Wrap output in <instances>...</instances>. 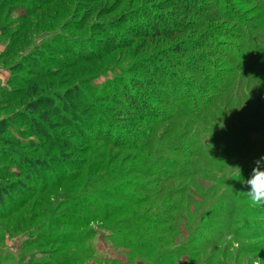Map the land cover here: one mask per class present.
I'll return each instance as SVG.
<instances>
[{"label":"rangeland","instance_id":"rangeland-1","mask_svg":"<svg viewBox=\"0 0 264 264\" xmlns=\"http://www.w3.org/2000/svg\"><path fill=\"white\" fill-rule=\"evenodd\" d=\"M189 1L183 0L182 4L191 6ZM214 1L218 6L210 9L209 2L213 0H194L210 10L215 20L206 19L209 21L206 23L199 17L187 16V21L194 20L199 27L187 29L191 28L187 26L185 32L197 40L204 31L202 38L210 42L206 47H213L216 53L220 50L226 56L231 55L224 50L226 47L239 46L232 40L236 36L249 45L245 58H252L251 61L259 58L260 52L254 50L257 47L264 50V15H259L264 0ZM171 7V0H0V119L15 116L6 136L19 139L23 152L42 158L47 164L39 178L28 183L27 194L14 191V199L0 208V264H166L161 250L168 254L174 249L180 255L175 253L174 259H167L168 264H192L181 250L184 253L189 249L186 238L196 222L192 211L200 210L197 204L183 205L177 219L159 226L162 230L168 226L172 230L152 234L150 238L154 241L125 233L123 225L132 213L129 210L114 213L108 205L114 200L108 198L110 193L106 194L105 190L109 187V192L115 190L123 197L126 190L137 191L130 184L147 183L138 172V168H147L144 163L149 153L143 150L146 139L136 135L139 140L133 142L142 144L137 149L130 145L112 147L99 140L96 136L103 135L91 128L96 127L97 111L114 118L111 121L100 116L101 122L109 127L122 132L128 126V117H124L118 100L124 96L123 90L118 86L124 84L126 76L131 78L132 67L138 61L143 63L146 55L174 41V38L153 39L130 34L128 27L133 31V27L149 22L146 14H158ZM181 14L176 16L177 20L182 19ZM127 16L128 27L121 24ZM256 18H260L262 28L247 40L242 25L250 29ZM215 26H220L217 33L221 35L214 34ZM112 38L118 39L114 45L109 43ZM206 49L204 53H208ZM36 52L40 68L32 65L22 68L26 56ZM215 52L210 53V60H217ZM166 62L169 67L178 65L189 78L190 73L180 68L184 64ZM220 62L217 63L220 69L225 68ZM190 78L200 84L196 77ZM236 82L243 85L242 94L247 97L239 108L241 115L250 122L264 120V81L251 83L244 74ZM33 87L43 95L64 93L67 89L82 91L88 106L95 108L79 137L73 135L67 124L51 129L52 135L70 142L71 149H65L66 142L56 147L48 145L47 140L37 147L31 143L30 138L36 140V137L21 112H27L24 102ZM227 107L235 112L228 119L238 126L229 131V138L233 140L237 131L244 130L249 123L239 118L232 104ZM251 137L250 146L262 151L259 158L264 156V130L254 128ZM20 161L16 153L11 157L0 156V166L9 172L16 170L12 176L20 174L17 171ZM259 166L264 167V161ZM200 182L204 189L212 185ZM248 188L244 182L239 184L237 193L247 200L240 201L233 211L231 235L215 247L207 246L194 264H264V205L251 201ZM207 238L214 241L217 236L212 234Z\"/></svg>","mask_w":264,"mask_h":264},{"label":"trees","instance_id":"trees-1","mask_svg":"<svg viewBox=\"0 0 264 264\" xmlns=\"http://www.w3.org/2000/svg\"><path fill=\"white\" fill-rule=\"evenodd\" d=\"M182 1L171 0L173 8L165 9V12L160 10L158 14H146L149 22L133 27V31L125 24L131 14L121 21L122 25L128 27L127 31L130 34L135 33L140 37L153 39L174 38V41L166 48L146 55L143 63L138 61L132 67L131 78L126 76L124 84L118 86L123 90L124 96L118 100L124 117H128V126L122 132L119 128L109 127L107 123L101 122L100 116L105 119L109 117L111 121L114 118L106 116L103 111H97L96 127L92 125L91 128L103 135L96 136L99 140L112 147L130 145L137 149L142 144L133 142L139 140L136 135L144 136L146 139L143 150L146 154L149 153L144 163L147 168H138V172L142 178L147 179V183L130 184L137 191L126 190L123 197L122 194L119 197L115 190L109 192L108 186L105 190L106 194L110 193L108 198L114 200V203L108 204L114 213L127 210L132 213L123 225L125 233H135L145 238L144 240L154 241L150 238L152 234L158 231L169 233L172 230L169 226L165 230L159 226L171 219H177L183 205L197 204L200 210L192 211L195 213L196 222L191 227L188 239L186 238L189 249L184 253L181 250L182 255L188 256L190 262L194 264L207 246L215 247L231 235L233 211L240 201L247 200L238 194L237 190L239 184L243 182L242 179H247L252 169L257 166L256 161L262 154L260 150L255 151V147L250 146V143L254 128L256 131L264 130V120L250 122L241 115L239 108L242 106L243 98L247 97L245 93L242 94L243 85L236 80L245 74L248 81L251 79V83L264 81V50L257 47L254 51L260 52L259 58L251 61L252 58L244 56L249 45L236 36L232 40L237 41L239 46L224 49L231 53L230 56H226L220 50L216 53L213 47H206L210 42L206 37L202 38L204 31L201 39L200 37L197 40L191 39V34L185 32L184 28L188 26L191 28L187 29H196L199 24L194 20L187 21L186 17L196 16L204 21L206 19L214 21L215 15L204 9L200 2L197 4L194 0H188L193 6L190 4L186 6ZM243 1L245 3L248 0ZM216 4L214 0L209 2V8L218 6ZM263 5L262 3L259 8L261 17L264 15ZM179 13H182L181 20L176 19ZM261 24L260 18H256L253 20L252 28L242 25L244 37L247 40L254 37L258 28H262ZM219 27L215 26L212 29L214 34L221 35L217 33ZM116 41L117 38H112L109 43L114 45ZM205 49L208 53H204ZM213 52L218 55L217 60L208 58ZM38 54L36 52L35 55L26 56L21 67L27 68L32 65L36 69L40 68L41 63L37 62ZM176 56L180 58L175 59ZM167 60L184 64L180 68L190 73L189 78L177 68L178 65L176 68L169 67ZM219 62L223 63L225 68L220 69L217 65ZM198 73L199 76L201 73L204 76L199 77ZM190 77H196L200 84ZM208 93L211 94L207 96ZM229 104L234 106L236 112L238 111L237 114L242 121L249 123L247 128L237 131L233 140L229 138V131L237 129L238 126L228 119L231 113H235L228 109ZM24 106L27 112L21 114L26 116L29 130L33 131L32 135L36 137V140L30 138L35 147L46 140L52 147L65 143L64 138L52 135L51 129L59 124H67L73 135L79 137L95 109L91 104L88 106L82 91L67 89L64 93L43 95L38 93L36 87L31 89V95L26 98ZM13 117L15 116L0 119V156L11 157L16 153L22 161L18 163L17 171L20 174L17 176H12L16 173L15 169L9 172L4 166H0V208L8 206L9 201L14 199V191L18 194L21 191L27 194L30 188L28 183L39 178L41 170L47 167L42 158L23 152V144L19 139L6 136L13 125L12 122L15 121ZM222 119H225L224 123ZM138 125L142 128H135ZM131 135L136 137L133 139ZM84 136L85 134L82 137ZM64 147L69 150L73 146L66 142ZM19 176L21 178H17ZM11 177H15L16 180H11ZM200 180L202 184L205 182L212 185L204 189ZM173 198L174 201L171 202ZM212 234L217 236L214 241L207 238ZM139 253L143 255L140 248ZM175 253L176 256L180 255L177 249L171 250L168 254L161 250L160 255L168 264L167 259H174Z\"/></svg>","mask_w":264,"mask_h":264},{"label":"clouds","instance_id":"clouds-1","mask_svg":"<svg viewBox=\"0 0 264 264\" xmlns=\"http://www.w3.org/2000/svg\"><path fill=\"white\" fill-rule=\"evenodd\" d=\"M264 161V156H261L256 161V167L252 169V174L242 181L249 185L247 194L251 201L256 204L264 205V167H260L261 162Z\"/></svg>","mask_w":264,"mask_h":264}]
</instances>
